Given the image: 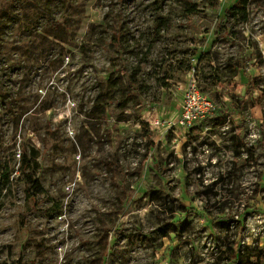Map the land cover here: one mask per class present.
<instances>
[{"label": "rangeland", "instance_id": "374dc122", "mask_svg": "<svg viewBox=\"0 0 264 264\" xmlns=\"http://www.w3.org/2000/svg\"><path fill=\"white\" fill-rule=\"evenodd\" d=\"M4 172L0 264H264V0H0Z\"/></svg>", "mask_w": 264, "mask_h": 264}, {"label": "built area", "instance_id": "2783aa9c", "mask_svg": "<svg viewBox=\"0 0 264 264\" xmlns=\"http://www.w3.org/2000/svg\"><path fill=\"white\" fill-rule=\"evenodd\" d=\"M179 107L178 124L186 126H192L213 115L216 109L211 97L199 89L193 74L188 78L183 88Z\"/></svg>", "mask_w": 264, "mask_h": 264}, {"label": "trees", "instance_id": "16d2710c", "mask_svg": "<svg viewBox=\"0 0 264 264\" xmlns=\"http://www.w3.org/2000/svg\"><path fill=\"white\" fill-rule=\"evenodd\" d=\"M243 1V0H240ZM233 10V6H229L225 9L226 18L231 16ZM51 26L48 30L49 32H53L59 30L62 27V23L58 19H54L50 16ZM237 137V136H236ZM21 163L20 170L23 174L25 183L27 185V195L32 199H37V194L42 190V183L40 178L37 176V170L39 168L38 162V151L33 148L32 150L28 149L26 146H23L21 151ZM4 178L1 182L0 187V198L2 196V188L8 187L10 175L8 172H4ZM1 201V200H0ZM235 254V252L233 251ZM16 264H20L18 260Z\"/></svg>", "mask_w": 264, "mask_h": 264}]
</instances>
